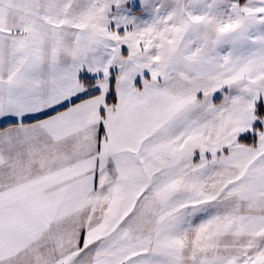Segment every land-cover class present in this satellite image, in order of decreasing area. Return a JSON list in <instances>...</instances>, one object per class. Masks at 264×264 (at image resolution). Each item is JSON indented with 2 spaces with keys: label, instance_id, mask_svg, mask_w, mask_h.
Wrapping results in <instances>:
<instances>
[{
  "label": "snow or ice",
  "instance_id": "obj_1",
  "mask_svg": "<svg viewBox=\"0 0 264 264\" xmlns=\"http://www.w3.org/2000/svg\"><path fill=\"white\" fill-rule=\"evenodd\" d=\"M0 264H264V0H0Z\"/></svg>",
  "mask_w": 264,
  "mask_h": 264
}]
</instances>
